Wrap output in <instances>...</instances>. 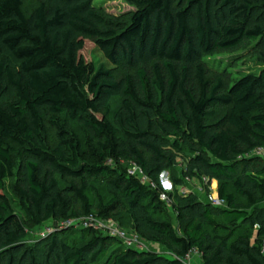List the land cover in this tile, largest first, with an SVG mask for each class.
I'll return each mask as SVG.
<instances>
[{"label": "trees", "instance_id": "1", "mask_svg": "<svg viewBox=\"0 0 264 264\" xmlns=\"http://www.w3.org/2000/svg\"><path fill=\"white\" fill-rule=\"evenodd\" d=\"M95 1L27 13L0 0V264H264V159L246 158L264 148V68L222 93L204 66L243 49L264 62V0H126L137 10L123 27ZM86 42L106 64L85 61ZM15 157L25 219L6 194ZM179 164L168 193L161 177ZM193 180L216 181L226 207L188 190ZM111 220L172 257L100 232ZM50 221L66 228L30 245L29 229Z\"/></svg>", "mask_w": 264, "mask_h": 264}, {"label": "rangeland", "instance_id": "2", "mask_svg": "<svg viewBox=\"0 0 264 264\" xmlns=\"http://www.w3.org/2000/svg\"><path fill=\"white\" fill-rule=\"evenodd\" d=\"M43 0H23L24 3V11L27 13H31L37 6L42 3ZM95 6L99 12L107 20L109 26L112 27H123L127 26L130 22L131 15L136 12L137 8L126 0H96ZM81 56L87 61L95 62L97 66L106 64V61L103 59V55L100 52H95L94 44L90 42H86V46L84 51L81 53ZM204 66H206L208 70V80L212 83V85L216 84L218 80H222L224 83L222 93L226 92L234 82L242 78L244 76L254 74L258 75L261 70L264 68V62H262L259 58L252 55L249 49L237 50L234 52H219L212 55H208L204 58ZM114 73L118 78H121L125 71L121 69H114ZM122 100L121 98H115L112 100V107L114 111H118L121 107ZM228 109L222 108L218 110L217 117L211 121V123H216L219 120L223 119V117L227 114ZM47 141L50 145H53L55 142V137L53 133L47 134ZM21 158L15 157V170L14 176L6 181V194L9 197L12 206L17 214L20 215L23 219H25V215L20 208L19 199L16 193L18 179H19V167L21 164ZM181 165L176 168L166 172L161 177V184L164 190L168 193L174 192L176 189L173 186L172 178L173 177H181L182 170ZM216 185L211 184L209 188L206 190L203 188L204 186L197 180H193L191 182H187L186 188L188 190L198 192V188H202L203 193L205 195H214ZM183 191L182 188H180ZM203 199L204 197L201 196ZM264 208V205L261 206ZM172 219L174 216H172ZM86 221H82L80 223L82 227H78L79 229H83V225ZM100 232H110V231H119L124 233L126 236H133L131 229L127 225H123L121 227L118 222L115 220H111L110 222H103L97 224ZM72 225H68V228H71ZM79 226V224H78ZM73 227V226H72ZM58 228H66L65 225H56L53 222H47L41 227L29 229V238L28 243L30 245H34L36 242L45 238L50 233ZM146 250H150L152 252H156L164 257L170 258L172 254L169 253L166 249L160 246L148 245ZM192 264H201L199 259L196 256H191Z\"/></svg>", "mask_w": 264, "mask_h": 264}, {"label": "built area", "instance_id": "3", "mask_svg": "<svg viewBox=\"0 0 264 264\" xmlns=\"http://www.w3.org/2000/svg\"><path fill=\"white\" fill-rule=\"evenodd\" d=\"M246 158H259V159H264V148H258L256 149L252 154L247 155ZM129 173L133 176L139 175L141 177H143V172L138 169L137 167H132L129 171ZM144 181L147 182L146 178L143 179ZM198 193L201 194V196L203 195V190L199 189ZM162 201L169 203V200L167 198V196L163 195L162 196ZM204 200L207 203H210L211 205H213L214 207H218V208H225L226 207V203L225 201L221 200L219 198L218 195L214 194V195H206V197L204 198ZM110 222V221H109ZM98 223L96 222V226ZM84 228H86L87 224L83 225ZM98 228V227H97ZM109 234L117 237L118 239H120L124 245L128 248H132V249H136L139 251H144L147 249L148 245L145 244L144 242H142L137 236L133 235L131 236H126L124 233H121L119 231H110L108 232ZM262 252L264 253V240L262 242ZM185 264H192L191 262V255L188 256L185 259Z\"/></svg>", "mask_w": 264, "mask_h": 264}, {"label": "crops", "instance_id": "4", "mask_svg": "<svg viewBox=\"0 0 264 264\" xmlns=\"http://www.w3.org/2000/svg\"><path fill=\"white\" fill-rule=\"evenodd\" d=\"M212 184H213V185H216V186H215V187H216V189H215V194L218 195V183H217L216 181H213ZM199 189H202V188L199 187L198 190H199ZM203 195H205V194L203 193ZM193 256H194V255H193ZM195 256H196V258L199 259V261L201 262V257H200L199 255H195ZM201 264H202V263H201Z\"/></svg>", "mask_w": 264, "mask_h": 264}]
</instances>
